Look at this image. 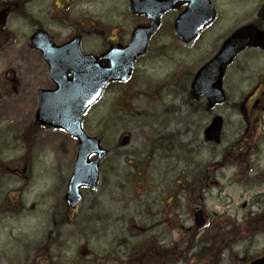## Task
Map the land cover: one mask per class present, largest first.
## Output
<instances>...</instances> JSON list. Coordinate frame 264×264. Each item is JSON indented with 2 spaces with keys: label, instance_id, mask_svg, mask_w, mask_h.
<instances>
[{
  "label": "rangeland",
  "instance_id": "rangeland-1",
  "mask_svg": "<svg viewBox=\"0 0 264 264\" xmlns=\"http://www.w3.org/2000/svg\"><path fill=\"white\" fill-rule=\"evenodd\" d=\"M13 1L23 0H0V8L13 9ZM27 1L33 19L10 13L0 37V47L9 44L0 48V264L15 259L21 264L24 256L23 264H48L36 248L47 238L53 239L49 245H60L57 252L67 264L77 249L109 251L141 230L165 245H198L207 238L208 245H233L238 253L233 264L264 254V52L246 50L228 67L223 104L207 111L204 98L189 96L194 73L227 36L257 20L264 0H211L215 22L188 45L172 32L177 12L163 17L132 78L111 86L84 118L85 133L110 152L101 164L98 190H82L73 217L63 197L76 142L60 130L31 128L36 144L28 159L20 140L33 123L37 91L53 88L46 65L34 61L40 57L25 42L38 25L59 44L81 28L76 23L92 21L84 28L83 49L98 53L111 34L126 44L144 20L129 13L127 0ZM16 49L25 55L15 57ZM121 99L130 107L119 104ZM216 116L223 121L219 145L207 143L203 134ZM123 136L130 141L120 148ZM142 158L137 171L132 164ZM203 171L211 177L208 193L193 191L205 179ZM201 206L207 228L196 231L192 214Z\"/></svg>",
  "mask_w": 264,
  "mask_h": 264
},
{
  "label": "water",
  "instance_id": "water-1",
  "mask_svg": "<svg viewBox=\"0 0 264 264\" xmlns=\"http://www.w3.org/2000/svg\"><path fill=\"white\" fill-rule=\"evenodd\" d=\"M129 3L131 12L147 16L150 24L137 27L132 33L131 42L125 48L113 46L106 53L95 57L80 53L79 38L56 47L47 34L39 30L29 40V45L42 53L49 66V77L55 85L54 90L40 91L35 124L63 129L78 143L74 171L64 198L67 206L72 209L77 207L80 200L81 186L95 190L98 161L105 155V151L99 149V142L87 138L80 130L82 116L88 107L99 98L107 83L128 79L133 63L145 53L163 13L188 4L174 22V32L183 44L194 40L215 18L214 8L208 0H129ZM5 12L6 10L0 12V25L4 24ZM246 48L264 50V31L248 25L228 37L214 57L195 73L190 84L191 98L195 100L204 96L207 109L223 103L225 95L222 80L226 68ZM69 74L71 78L68 77ZM220 131L221 119L217 117L205 130V137L208 141L218 143ZM126 143L127 138L121 144ZM91 154H97L98 159L89 162ZM201 216L202 212H198L195 217V225L198 227L204 224ZM251 264H264V259Z\"/></svg>",
  "mask_w": 264,
  "mask_h": 264
},
{
  "label": "trees",
  "instance_id": "trees-1",
  "mask_svg": "<svg viewBox=\"0 0 264 264\" xmlns=\"http://www.w3.org/2000/svg\"><path fill=\"white\" fill-rule=\"evenodd\" d=\"M119 104H122L125 108H129L130 107V103H127L126 105H124L122 103V99L121 101L119 100ZM128 111H130V109H128ZM127 111V112H128ZM25 136H23L24 138ZM28 137V136H26ZM28 143L29 145L31 144V139L29 136L28 139ZM173 197L170 198V200ZM174 199V198H173ZM139 235H134V236H130V237H124L122 238L123 242L122 245H134L133 249L131 250L130 254L127 255L126 258H128V261L125 262V264H153V257L151 256V245H153V241L151 240L150 237H145V235L142 233H138ZM204 240V239H201ZM48 246V245H46ZM137 257V261L134 260V255L135 253ZM144 253V256H143ZM162 261L164 262L166 260V257L161 258ZM47 261L49 263H53L51 258L48 257ZM168 261H170V258H168ZM29 264H33V263H29Z\"/></svg>",
  "mask_w": 264,
  "mask_h": 264
},
{
  "label": "flooded vegetation",
  "instance_id": "flooded-vegetation-1",
  "mask_svg": "<svg viewBox=\"0 0 264 264\" xmlns=\"http://www.w3.org/2000/svg\"><path fill=\"white\" fill-rule=\"evenodd\" d=\"M88 1H89V0H81V2H83V3H84V2H88ZM81 2H80V3H81ZM179 9H182V7H180ZM258 52L261 53V51H258ZM256 103H257V102H256ZM261 109L264 111V107H263V106L261 107ZM205 178H207L206 174H205ZM262 179H264V178H262ZM242 207L244 208V207H245V204H244Z\"/></svg>",
  "mask_w": 264,
  "mask_h": 264
},
{
  "label": "bare ground",
  "instance_id": "bare-ground-1",
  "mask_svg": "<svg viewBox=\"0 0 264 264\" xmlns=\"http://www.w3.org/2000/svg\"><path fill=\"white\" fill-rule=\"evenodd\" d=\"M19 53H20L19 50L16 49V51H15V55H14V56H15V57L19 56ZM13 54H14V53H13Z\"/></svg>",
  "mask_w": 264,
  "mask_h": 264
}]
</instances>
